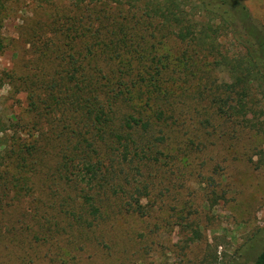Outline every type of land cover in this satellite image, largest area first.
Wrapping results in <instances>:
<instances>
[{
	"label": "rangeland",
	"instance_id": "rangeland-1",
	"mask_svg": "<svg viewBox=\"0 0 264 264\" xmlns=\"http://www.w3.org/2000/svg\"><path fill=\"white\" fill-rule=\"evenodd\" d=\"M237 1L186 44L126 5L0 0V264L254 262L264 0Z\"/></svg>",
	"mask_w": 264,
	"mask_h": 264
},
{
	"label": "trees",
	"instance_id": "trees-1",
	"mask_svg": "<svg viewBox=\"0 0 264 264\" xmlns=\"http://www.w3.org/2000/svg\"><path fill=\"white\" fill-rule=\"evenodd\" d=\"M75 7L82 5H91V4H104L110 2L115 5H126L132 9L140 11L142 16L145 18L151 19L157 25L167 28H175L177 30V37L180 41L190 44L196 40L203 42L208 38V31L213 30V24L211 22L218 21L215 28H224L225 25L228 27H234L235 22L232 12H240L246 14L245 8L240 7L237 0H69ZM189 2L190 6L188 9H185V4ZM226 6V8H225ZM144 14V15H143ZM196 14L202 15L207 18V21L210 24H206L205 29L196 31ZM146 15V16H145ZM220 22L223 23V26H220ZM220 30V29H219ZM197 32V33H196ZM261 50L260 63L252 55L248 54L250 63L248 67L244 68L245 75L248 78H251L258 74L262 79L264 84V65L262 64L264 56V45H259ZM2 50L1 38H0V52ZM253 60V61H252ZM242 80V78L237 77V81ZM234 84V83H233ZM245 84V81H243ZM235 86L229 85L228 88H233ZM227 96L229 93H225ZM225 97L224 99L219 100V108L226 115L228 112L225 110V99H230L231 97ZM130 121L135 124L138 123L132 117L129 118ZM127 121V126L128 125ZM252 264H264V248L256 256Z\"/></svg>",
	"mask_w": 264,
	"mask_h": 264
}]
</instances>
